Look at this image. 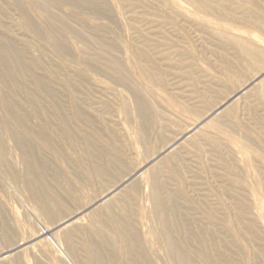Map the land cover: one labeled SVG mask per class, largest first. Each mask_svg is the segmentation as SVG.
I'll use <instances>...</instances> for the list:
<instances>
[{"label": "rangeland", "instance_id": "rangeland-1", "mask_svg": "<svg viewBox=\"0 0 264 264\" xmlns=\"http://www.w3.org/2000/svg\"><path fill=\"white\" fill-rule=\"evenodd\" d=\"M197 2L0 0V264H264V0Z\"/></svg>", "mask_w": 264, "mask_h": 264}, {"label": "bare ground", "instance_id": "bare-ground-1", "mask_svg": "<svg viewBox=\"0 0 264 264\" xmlns=\"http://www.w3.org/2000/svg\"><path fill=\"white\" fill-rule=\"evenodd\" d=\"M199 1H201V0H198L197 4L202 5ZM263 72H264V70L260 72L261 75L259 74L260 77H259L258 79H259L260 81L263 80V79H262V77L264 76V75H263ZM263 83H264V80H263ZM263 83H261V84H263ZM229 98H230V96H229ZM229 98H228V99H229ZM230 107H231V106H230ZM230 107H229V108H230ZM207 115H208V114H207ZM207 115H206V116H207ZM211 116H212V115H209V117H211Z\"/></svg>", "mask_w": 264, "mask_h": 264}]
</instances>
